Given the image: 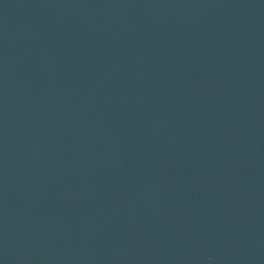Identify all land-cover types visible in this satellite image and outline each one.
<instances>
[{
  "label": "water",
  "instance_id": "95a60500",
  "mask_svg": "<svg viewBox=\"0 0 264 264\" xmlns=\"http://www.w3.org/2000/svg\"><path fill=\"white\" fill-rule=\"evenodd\" d=\"M0 264H264V0H0Z\"/></svg>",
  "mask_w": 264,
  "mask_h": 264
}]
</instances>
